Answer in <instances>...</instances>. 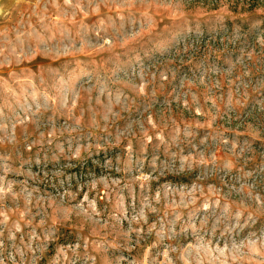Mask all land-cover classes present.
Masks as SVG:
<instances>
[{"label": "rangeland", "instance_id": "1", "mask_svg": "<svg viewBox=\"0 0 264 264\" xmlns=\"http://www.w3.org/2000/svg\"><path fill=\"white\" fill-rule=\"evenodd\" d=\"M0 264H264V0H0Z\"/></svg>", "mask_w": 264, "mask_h": 264}, {"label": "trees", "instance_id": "2", "mask_svg": "<svg viewBox=\"0 0 264 264\" xmlns=\"http://www.w3.org/2000/svg\"><path fill=\"white\" fill-rule=\"evenodd\" d=\"M217 1L218 0H213V3ZM232 1L234 2L235 6L237 7L241 6V11L242 10H246V11L253 10L255 7H258L259 5V0H232Z\"/></svg>", "mask_w": 264, "mask_h": 264}]
</instances>
